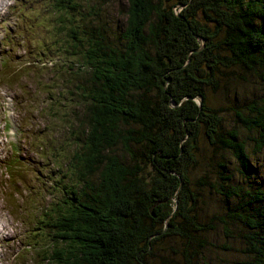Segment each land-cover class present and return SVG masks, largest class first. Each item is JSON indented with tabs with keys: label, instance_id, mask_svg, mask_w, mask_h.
Here are the masks:
<instances>
[{
	"label": "trees",
	"instance_id": "trees-1",
	"mask_svg": "<svg viewBox=\"0 0 264 264\" xmlns=\"http://www.w3.org/2000/svg\"><path fill=\"white\" fill-rule=\"evenodd\" d=\"M127 2L125 21L111 26L107 0H52L53 50L62 39L67 60L57 78H69L52 84L69 91L58 92L52 112L74 133L75 151L67 177L55 181L61 197L27 223L46 234H33L44 243L35 264H210L247 238L239 264H264V109L253 120L228 97L233 82H264V0ZM42 8L31 12L38 18ZM49 54L42 46L41 57ZM209 111L221 126L233 112L259 138L237 129L220 137L219 127L199 135ZM50 145L53 163L61 150L52 131ZM9 171L11 188L27 185ZM221 225L231 242L223 248L212 238ZM176 239L182 253L168 245Z\"/></svg>",
	"mask_w": 264,
	"mask_h": 264
},
{
	"label": "rangeland",
	"instance_id": "rangeland-1",
	"mask_svg": "<svg viewBox=\"0 0 264 264\" xmlns=\"http://www.w3.org/2000/svg\"><path fill=\"white\" fill-rule=\"evenodd\" d=\"M107 2L109 3L106 8L109 10L110 16L106 21L111 26H115V22L123 23L125 20L121 21V17L129 8L130 3L127 0H107ZM42 6L43 8L38 13L39 17L33 26L31 47H26L24 52L20 49L17 54L11 53L12 57L18 58V66L33 63L36 65L35 68L29 70L26 68L24 76L12 79H9V73L6 71L4 77L0 79V264H35V253L44 248V243H37L33 234L41 233V240L46 239V234L44 235L39 230L40 226L30 222L29 227H27V223L32 219V211L38 212V222H40L39 217L42 213L50 210L61 197L60 188H57L60 184L55 181L59 177H64V174L67 177L70 167H72V160H67L66 157L72 158L75 151L69 145V139L74 133L69 132L61 123L56 122L52 112L53 103L59 98L58 92L65 97L69 93L66 91L68 88L65 83H62L61 87L55 90L52 86V84L60 83V80L69 79L68 77L57 78L60 71L59 66L64 63L63 60H67L61 59L62 54L59 46L62 39L57 37V51L53 50L56 45L55 37L51 36L53 27L50 18L52 0H29L28 3L26 0H0V53L4 51V41L11 36V32H16L17 40L22 42L21 31L18 29L27 19L29 8L36 9ZM180 8L174 9L177 15L181 13ZM79 9L82 10L81 19L84 15L89 14L86 1H82ZM91 20L92 18H90ZM202 43L204 42L202 41ZM42 46H49V56L41 57ZM41 60L48 63L44 65ZM13 65L15 66L14 63ZM19 73L21 72L19 71ZM258 80L249 78L247 82H233L228 95L232 100L239 99L240 102H243L246 105L245 117L253 118L256 115L253 120H256L264 109V82ZM75 85L76 83L72 84L73 89H76ZM56 90L57 92H55ZM259 99L263 102V106L257 104L256 100ZM193 101L202 106V97L197 96ZM221 107L224 108L225 106L221 105ZM64 108L62 106L60 110H64ZM76 115L81 116L82 113ZM76 115L73 116V119ZM205 116L207 123L199 124L196 128H200V131L197 132L199 135L219 127L220 137L224 130L233 131V129H237L243 137L259 138L255 130L236 121L233 112L222 114L224 118L223 127L218 123L219 120L217 123L213 122L212 111H209ZM51 131L53 138H58L61 150L57 161L53 163H51L50 158L52 153V150L50 151ZM61 143L64 146H61ZM15 152L17 153L15 154ZM14 157H17L18 162L13 164ZM7 167L16 168L20 175L31 179V183L25 186L24 203H19L17 200L20 190H24V185L20 181H16L19 191L9 186ZM69 180L70 177L67 178L64 186L69 183ZM32 205L34 206L33 209ZM49 214L51 215V212ZM41 225L43 226V223ZM251 227H254V223L251 224ZM222 228L221 225L217 234L213 236L211 234L220 248L226 244L231 245ZM252 228L246 229V233L256 235L257 228L255 227L253 231ZM178 240L170 241L168 245L173 247V251L176 249L182 253L185 248L184 241L179 242ZM247 240L249 239L243 240L241 245L239 243L235 246L232 245V249L229 251H220L212 255L210 264H239V261L244 257L238 252H244L245 249H248ZM170 253L174 255V253ZM17 254L19 258L14 261ZM178 256L177 258H179Z\"/></svg>",
	"mask_w": 264,
	"mask_h": 264
}]
</instances>
